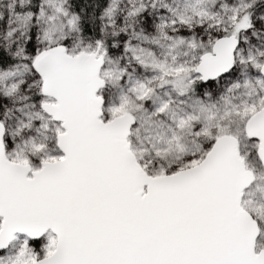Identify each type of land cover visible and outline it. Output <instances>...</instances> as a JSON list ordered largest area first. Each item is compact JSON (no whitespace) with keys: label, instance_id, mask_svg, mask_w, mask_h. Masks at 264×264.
<instances>
[{"label":"snow or ice","instance_id":"obj_1","mask_svg":"<svg viewBox=\"0 0 264 264\" xmlns=\"http://www.w3.org/2000/svg\"><path fill=\"white\" fill-rule=\"evenodd\" d=\"M0 264H264V0H0Z\"/></svg>","mask_w":264,"mask_h":264}]
</instances>
